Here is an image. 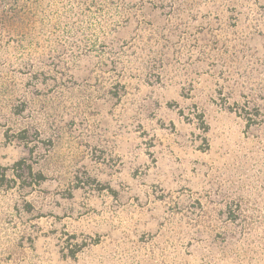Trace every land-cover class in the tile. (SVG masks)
<instances>
[{"label":"rangeland","instance_id":"rangeland-1","mask_svg":"<svg viewBox=\"0 0 264 264\" xmlns=\"http://www.w3.org/2000/svg\"><path fill=\"white\" fill-rule=\"evenodd\" d=\"M0 264H264V0H0Z\"/></svg>","mask_w":264,"mask_h":264},{"label":"trees","instance_id":"trees-1","mask_svg":"<svg viewBox=\"0 0 264 264\" xmlns=\"http://www.w3.org/2000/svg\"><path fill=\"white\" fill-rule=\"evenodd\" d=\"M77 251H78V250H77ZM74 253H75V252L73 251V252H72V255H74Z\"/></svg>","mask_w":264,"mask_h":264}]
</instances>
